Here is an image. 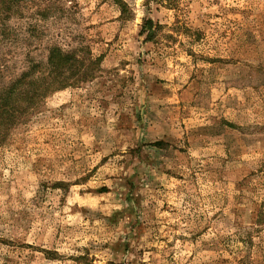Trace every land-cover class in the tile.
<instances>
[{
    "label": "rangeland",
    "instance_id": "obj_1",
    "mask_svg": "<svg viewBox=\"0 0 264 264\" xmlns=\"http://www.w3.org/2000/svg\"><path fill=\"white\" fill-rule=\"evenodd\" d=\"M123 1L0 0V87L101 58L0 146V264H264V0Z\"/></svg>",
    "mask_w": 264,
    "mask_h": 264
},
{
    "label": "trees",
    "instance_id": "obj_2",
    "mask_svg": "<svg viewBox=\"0 0 264 264\" xmlns=\"http://www.w3.org/2000/svg\"><path fill=\"white\" fill-rule=\"evenodd\" d=\"M116 1L125 4L123 0ZM146 23L144 28L149 31L147 38H153V22L148 20ZM100 59L81 57L75 51L53 47L46 70L37 69L35 63L31 64L0 87V146L7 139L11 127L24 122L50 93L91 78ZM71 67H76L78 73L67 74L66 69Z\"/></svg>",
    "mask_w": 264,
    "mask_h": 264
}]
</instances>
